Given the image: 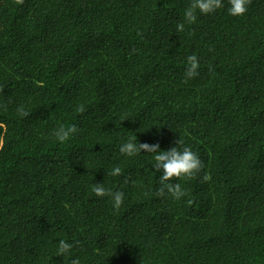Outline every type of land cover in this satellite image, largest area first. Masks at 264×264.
I'll list each match as a JSON object with an SVG mask.
<instances>
[{"label": "trees", "instance_id": "obj_1", "mask_svg": "<svg viewBox=\"0 0 264 264\" xmlns=\"http://www.w3.org/2000/svg\"><path fill=\"white\" fill-rule=\"evenodd\" d=\"M189 3L0 0V264H264V0L177 32ZM60 125L79 131L60 143ZM135 136L199 155L173 181L187 196L155 195L153 154L119 152ZM95 183L124 192L119 210Z\"/></svg>", "mask_w": 264, "mask_h": 264}, {"label": "clouds", "instance_id": "obj_2", "mask_svg": "<svg viewBox=\"0 0 264 264\" xmlns=\"http://www.w3.org/2000/svg\"><path fill=\"white\" fill-rule=\"evenodd\" d=\"M24 0H15L16 4H23ZM230 7L228 12L232 16H243L248 11V5L251 0H228ZM223 0H190L188 7L184 11V22L178 23L176 26L177 32H183L185 30V22L187 24H194L197 21V14L209 15L215 13L218 9L223 8ZM187 68L185 70V82L195 78L199 75L200 61L195 54L189 55L186 58ZM211 70V69H210ZM3 91V89H0ZM4 110H7V106L3 105ZM76 111L80 114L86 111L85 105L80 104ZM17 114L21 117H26L29 113L23 106L17 108ZM2 127V125H0ZM155 125H143L145 131H148ZM79 129L75 125H69L65 127L60 125L53 132L55 139L64 143L72 138ZM183 141L178 140L175 147H160L159 144L138 143L136 136L129 137L128 140L121 144L119 152L127 157H134L141 155V152H147L153 154V168L156 171L162 172L159 177V188L156 190L155 195L158 197L170 196L174 200H180L182 197L188 195L187 191L182 187L180 183H174L181 179H195L198 174L204 168V164L199 158V155L193 151L190 147L184 146L178 148L177 145H182ZM4 147L3 139H0V150ZM162 150V151H161ZM110 176L117 177L123 175L122 169L119 166H115L108 173ZM211 176L205 173L202 177V182L210 181ZM127 179L125 183H127ZM92 192L96 197H109L113 203L114 210H119L124 202L125 194L123 191H112L107 189L103 183H95L92 186ZM188 205L193 204V200H187ZM74 247L73 243H69L63 239L59 240L57 246V256L70 255ZM158 243L155 245L154 254L156 253ZM71 264H80L78 258L71 259Z\"/></svg>", "mask_w": 264, "mask_h": 264}, {"label": "bare ground", "instance_id": "obj_3", "mask_svg": "<svg viewBox=\"0 0 264 264\" xmlns=\"http://www.w3.org/2000/svg\"><path fill=\"white\" fill-rule=\"evenodd\" d=\"M169 10V9H168ZM124 16V15H123ZM117 26V25H116ZM78 28V27H77ZM105 29H106V27H105ZM95 30V29H94ZM93 31V30H92ZM96 34V33H95ZM73 37V36H72ZM13 49V48H12ZM12 54V53H11ZM15 58H13V60H14ZM4 60V59H3ZM63 60V59H62ZM11 62V61H10ZM31 64V63H30Z\"/></svg>", "mask_w": 264, "mask_h": 264}]
</instances>
